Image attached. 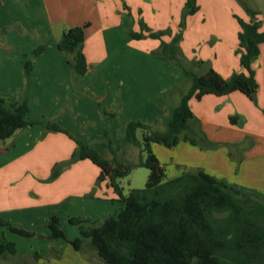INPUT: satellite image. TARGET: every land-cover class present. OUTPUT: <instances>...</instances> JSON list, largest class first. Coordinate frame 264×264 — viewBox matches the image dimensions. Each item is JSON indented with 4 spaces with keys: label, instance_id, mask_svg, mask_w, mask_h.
Returning <instances> with one entry per match:
<instances>
[{
    "label": "crops",
    "instance_id": "obj_1",
    "mask_svg": "<svg viewBox=\"0 0 264 264\" xmlns=\"http://www.w3.org/2000/svg\"><path fill=\"white\" fill-rule=\"evenodd\" d=\"M185 0H0V96L25 100L26 125L0 140V222L31 232L21 235L0 224V239L13 242L15 253L0 252V264H106L88 240L75 249V229L63 224L64 237H49L47 223L59 222L78 209H109L115 193L88 159L66 163L52 177L54 165L66 162L75 148L68 135L45 128L55 122L75 139L109 157L106 134L115 147L128 146L124 124L139 120L166 132L173 107L190 81L176 63L155 54L160 39L133 38L139 21L150 31L169 29L165 42L180 31ZM181 29L179 49L188 65L202 74L212 67L222 77L244 72L239 61L234 15L248 20L237 0H197ZM264 30L262 13L257 14ZM87 71L76 84L72 68L56 43L69 27L83 25ZM43 45L33 56V50ZM32 60L28 74L24 64ZM257 84L256 103L235 90L225 95L191 97L190 126L198 125L212 146L186 140L151 148L167 179L183 172H206L240 192L264 198V41L251 62ZM105 108L112 115L102 111ZM234 118V122L230 118ZM195 122V123H194ZM195 124V125H194ZM221 135V136H219ZM112 210V209H111ZM109 210V211H111ZM94 210L87 209L92 219ZM75 213V214H74ZM110 215V214H109ZM81 217V216H75Z\"/></svg>",
    "mask_w": 264,
    "mask_h": 264
},
{
    "label": "trees",
    "instance_id": "obj_2",
    "mask_svg": "<svg viewBox=\"0 0 264 264\" xmlns=\"http://www.w3.org/2000/svg\"><path fill=\"white\" fill-rule=\"evenodd\" d=\"M248 15L244 20L234 17L239 24V61L244 72L232 73L224 78L212 67L202 74L194 72L179 49L188 15L198 9L197 0H185L180 15V31L170 42L161 36L170 30L150 31L143 21H139L140 32H131L133 38L147 36L160 39L159 47L153 54L178 64L189 79L188 89L173 107L172 118L166 132L154 129L139 120H129L124 124V136L128 145L145 152L136 165L149 170L145 185L123 193L118 178L128 174L132 165L123 161L126 147H115L106 134L103 144L109 157L101 155L93 146L75 139L67 130L55 122H47L45 128L62 132L70 137L75 148L66 163L88 159L99 168L98 180L107 179L115 193V200L121 203L116 215L110 214L101 221L90 218L68 217V222L77 225L79 236L69 240L75 249H80L88 240L98 256L106 264H264V198L253 192H240L224 181L203 172H183L167 179L164 165L152 151V143L165 146L186 140L194 145L212 146L206 138L196 136L190 126L193 113L189 106L191 97L201 98L204 94L225 95L238 90L252 99L257 84L251 62L259 54V44L264 41V30L260 29L258 11L243 4ZM84 27L76 25L67 28L56 43L72 68L76 84L84 83L83 75L87 63L83 53ZM43 45L33 50L39 54ZM192 65L202 64L201 60H191ZM33 61L24 64L25 72L31 70ZM27 111L25 100L9 102L0 96V140L11 137L26 125L40 123L24 119ZM106 115H112L105 108ZM233 123L234 118H230ZM139 132V136L137 133ZM202 141H204L202 143ZM57 174L54 170L52 177ZM11 231L21 235L32 233L17 228L6 221ZM47 227L49 237H64L59 227V218L52 216ZM15 253L13 242L0 239V252Z\"/></svg>",
    "mask_w": 264,
    "mask_h": 264
},
{
    "label": "rangeland",
    "instance_id": "obj_3",
    "mask_svg": "<svg viewBox=\"0 0 264 264\" xmlns=\"http://www.w3.org/2000/svg\"><path fill=\"white\" fill-rule=\"evenodd\" d=\"M237 1H238V3H240V5L242 6L243 9H244L243 4H245L249 8L258 11L257 14H260V12H261L262 16H263V20H264V0H237ZM257 14H256V18H257ZM186 65H191V64L187 63V60H186ZM191 129L193 130V132H196V136H201V135L204 136L203 131L202 130L200 131L198 125H196V129H195V127H191ZM137 136H139V132L137 133ZM219 136H221V135H219ZM203 142L204 141H202V143ZM124 152L125 153L123 154V157H122L123 161L127 164L132 165V168L129 170L127 175L118 178V183L122 187L123 193H127L132 188H141L145 185L149 170L144 166L136 165L139 158L140 157L144 158V156H145V152L144 151L141 152L139 147H136L133 145H128V146H126V150ZM65 164H66V162L62 161V162H59L56 165H54V170L57 171V174L60 173V171L62 170V168ZM120 208H121V203L114 200V204L109 206V209H107L103 205H102V208L100 210L96 209V207H92V208L86 207L85 210L84 209H78L77 211H75V213L78 212V215L74 213L75 214L74 216H81V218H89V217H86L89 214V213H87V209H89L90 211L94 210V212H93L94 214L92 216L93 218L91 220L101 221L102 219L107 217L109 214L116 215L118 213V211L120 210ZM109 210H111V211H109ZM59 224H60V227L63 224H65L68 227L67 232L69 235H70V231H71L70 229H75V231L79 234L78 226L70 224L65 216L61 219Z\"/></svg>",
    "mask_w": 264,
    "mask_h": 264
},
{
    "label": "water",
    "instance_id": "obj_4",
    "mask_svg": "<svg viewBox=\"0 0 264 264\" xmlns=\"http://www.w3.org/2000/svg\"><path fill=\"white\" fill-rule=\"evenodd\" d=\"M251 96H252V99L254 102H256V93L255 92H252L251 93Z\"/></svg>",
    "mask_w": 264,
    "mask_h": 264
}]
</instances>
